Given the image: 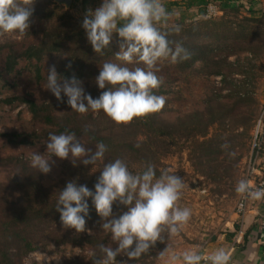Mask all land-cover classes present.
I'll return each mask as SVG.
<instances>
[{
  "label": "rangeland",
  "instance_id": "1",
  "mask_svg": "<svg viewBox=\"0 0 264 264\" xmlns=\"http://www.w3.org/2000/svg\"><path fill=\"white\" fill-rule=\"evenodd\" d=\"M173 1L178 3L169 6L171 16L167 23L158 24L157 27L168 28L189 23L185 20L193 15L181 0H162V3ZM102 2L103 0H73L68 6L57 0H36V12L29 31L23 36L0 35V44L22 47L37 42L40 36H32L33 31H42L53 11V16L59 11H68L82 21L88 8L94 11ZM246 16H250L246 9H232L209 20L213 25L214 22L222 21L230 23L229 27L232 28L247 27L251 30L248 37H242L243 42H232L239 46H234L237 53L228 57L229 63L224 65L223 75L205 73L200 63L190 70H180L170 60L159 62L156 74L162 79V84L153 91H160L161 88L165 91L162 96L165 97L166 108L159 115L155 126L159 123L166 125V130L172 131L173 135L164 139L153 137L155 154L150 155V162L160 172L167 170L170 174L183 178L184 187L177 206L190 209L191 216L176 234H169L167 231L162 233L163 242L158 240L148 253L132 260L126 255H118V262L169 264L168 257L172 253L181 255L185 251H195L203 254L204 247L214 238L228 233L230 228L238 225L235 206L240 193L236 192V187L240 180H244L255 131L260 120L264 121V17L252 15L256 17V21L249 25L244 21ZM61 62L62 59L57 54L45 57L41 63L43 80L38 82L36 64L24 61L21 65L23 75L17 85L0 83V133L37 131L42 134V124L33 118L25 102H6L7 98L18 96H28L40 103L52 104V110L62 121L75 113L81 124L112 133L121 130L120 126L123 124H116L104 112L90 110L85 114L77 113L66 103L67 97H64L65 102H58L44 88L49 67L55 64L60 75L63 66ZM135 66L137 65H129L130 68ZM95 77L94 74H89L87 81L83 82L85 91L92 97L95 94L99 96L106 90L98 88ZM47 137L46 133L43 140L31 146L14 145L0 137V222L10 212L6 202L20 204L19 194L12 192L13 189H21V183H16V180H24L23 176H26L27 184L39 189V180L44 179L48 185H52L53 180L58 179L64 170V160L55 156L49 161L52 167L47 175L38 170L15 167L19 163L29 165L31 154L36 151L44 153L46 159L50 158V154L46 152ZM208 139H213L214 142L203 145ZM86 140L82 138L80 141L92 148ZM104 163L105 160L98 161L96 168L100 169L99 172ZM129 171L137 174L138 170ZM101 223V220H95L86 225L85 232L92 236L87 245L50 243L24 256L22 263L93 264L94 257L102 256L99 245L117 247L111 240V234L100 227ZM167 247L169 253L159 256ZM176 264H182V261H177Z\"/></svg>",
  "mask_w": 264,
  "mask_h": 264
},
{
  "label": "clouds",
  "instance_id": "2",
  "mask_svg": "<svg viewBox=\"0 0 264 264\" xmlns=\"http://www.w3.org/2000/svg\"><path fill=\"white\" fill-rule=\"evenodd\" d=\"M36 0H0V35H25L32 23ZM171 13L162 0H103L94 11L88 8L81 27L95 54L104 55L118 34L119 52L116 60L122 63L104 62L100 67L95 84L101 92L93 98L85 91L83 81L73 75L70 79L57 73L56 65L48 69L44 88L50 91L58 102H65L72 111L85 114L101 110L116 124H127L134 118L146 117L159 112L165 105V97L156 95L154 89L162 84L157 76L158 64L170 60L175 64L190 58V53L181 42L170 41L167 32H162L158 24L167 23ZM173 31L179 32V26ZM174 44V46H173ZM137 65L134 68L128 65ZM143 65V66H139ZM71 68V63L66 65ZM63 94V95H62ZM86 102V103H85ZM46 152H33L30 166L45 175L51 172L49 161L52 156L60 160L82 158L85 166L95 165L103 160L107 146L100 142L95 150L86 147L74 132L49 133ZM54 163V161H53ZM71 179L59 191L56 210L64 229H74L76 233L87 231L86 217L89 215L88 199L101 218L100 227L111 234L116 248L99 245L102 256L93 258V264H127L118 262V255H126L129 260L148 253L162 233L176 234L180 226L188 222L191 211L177 206L184 187V180L177 174L163 170L157 175L154 165L149 163L139 174L129 171L122 159L104 163L94 191L87 185ZM236 192L252 199L264 197V188L251 190L247 180H240ZM127 206L122 214L113 212V204ZM62 206V207H61ZM169 253L168 247L159 253L163 257ZM169 264H201L203 256L199 252L185 251L181 255L172 253ZM230 257L224 249H218L208 257L211 264H228Z\"/></svg>",
  "mask_w": 264,
  "mask_h": 264
},
{
  "label": "trees",
  "instance_id": "3",
  "mask_svg": "<svg viewBox=\"0 0 264 264\" xmlns=\"http://www.w3.org/2000/svg\"><path fill=\"white\" fill-rule=\"evenodd\" d=\"M181 1L197 15L186 19L185 21L189 22L186 25L177 24L176 26H179L180 29L179 32L173 31L176 26L160 28L162 32L168 33L167 38L170 41L181 42L191 54L189 59L175 63V67L180 70H190L197 63H200L205 73L223 75L222 69L225 64L229 63L228 57L237 53L236 49H233L234 46H239L232 44V42H243L242 37H248L247 34L251 30H248L247 27L232 28L229 27L230 23L222 21L214 22L213 25L209 22L210 19L204 17L206 6L211 0ZM177 3L178 1L165 2L164 5L168 10L170 5ZM244 5V0H230L224 5L220 2L221 11L219 15L232 9L244 10ZM35 12L31 21H33ZM53 15L54 11L52 15H49L42 31H33L32 36H40L37 42L22 47L13 44H0V57H2L0 83L17 85L18 80L23 75L21 65L24 61L36 64V79L41 82L43 80L41 63L45 57L55 54L62 59L63 66L60 75L68 79L75 75L83 82L87 81L89 74L98 76L100 67L106 61L122 63L115 57V54L119 52L120 38L118 34H114L112 43L101 56L95 54L88 43L85 31L81 27L82 21L68 11H59L56 16ZM257 15L264 17V9L255 16ZM244 21L250 25L256 21V17L246 16ZM69 63H71V68L66 67ZM164 92L162 88L160 91H154L156 95H162ZM98 97L95 94L93 98ZM14 101L25 102L28 105L33 118L42 124V134L37 131L0 133V137L9 143L31 146L43 140L42 137L46 133L74 132L79 140L86 138L87 144L94 150L98 143L103 142L107 146L103 158L105 163L117 158L122 159L128 165L129 170H138L137 174L141 173L151 163L150 155L155 154L153 137L164 139L173 135L172 131L166 130V125L159 123L155 126L166 105L157 113L142 118H134L131 122L120 126L119 132L112 133L95 129L88 124H81L78 115L75 113L68 115L66 121H62L61 117L52 110L53 106L50 103H40L28 96L6 99L7 103ZM203 136L206 137V134ZM213 142V139H208L203 142V145ZM81 160L82 158L75 159L74 166L70 159H64V170H62L59 178L53 180L52 185H48L44 179L39 180L41 183L39 189L29 186L26 176H23L24 180H16V183H21V189H13L12 192L19 194L20 204L6 202L10 212L5 220L0 222V264H23L24 256L50 243L78 246H85L89 243L92 236L86 232L76 233L74 229H64L60 221V213L56 210L59 191L65 187L67 181L79 177L78 184L87 185L89 189L95 190L94 185L100 175V169L96 168L98 161L95 165L85 166ZM29 165L19 163L15 167L25 170H38ZM156 172L157 175L160 174L158 168ZM88 203L89 215L85 218L86 225L92 221L101 220L91 203V198L88 199ZM125 211H127V206L121 205L119 202L113 204L114 213L122 214ZM239 229L240 223L236 225V231ZM201 264L211 263L201 262Z\"/></svg>",
  "mask_w": 264,
  "mask_h": 264
},
{
  "label": "crops",
  "instance_id": "4",
  "mask_svg": "<svg viewBox=\"0 0 264 264\" xmlns=\"http://www.w3.org/2000/svg\"><path fill=\"white\" fill-rule=\"evenodd\" d=\"M216 1L224 5L230 0ZM244 3V10L246 9V13L250 16L264 9V0H244ZM185 8L193 16L197 15L186 6ZM261 170L264 171V163ZM263 213L264 197L254 199L248 213L240 222V229L236 231V228L232 227L228 233L218 235L204 247L202 255H211L218 249H224L230 257L228 264H264V235L259 228Z\"/></svg>",
  "mask_w": 264,
  "mask_h": 264
},
{
  "label": "built area",
  "instance_id": "5",
  "mask_svg": "<svg viewBox=\"0 0 264 264\" xmlns=\"http://www.w3.org/2000/svg\"><path fill=\"white\" fill-rule=\"evenodd\" d=\"M221 6L220 2L216 0H211L206 6L204 17L206 19H211L217 17L220 14ZM264 116V115H263ZM264 163V121L260 120L258 128L255 131L252 153L249 157L247 168L245 170L244 180L249 182V188L251 190H256L260 188H264V172L261 170V166ZM252 199L250 196L246 194H239L236 206H235V214L237 216L238 222L240 223L245 215L248 213L250 209V205L252 204ZM259 228L264 235V213L261 216V220L259 223ZM203 260L202 263H211L208 260L210 255H202Z\"/></svg>",
  "mask_w": 264,
  "mask_h": 264
},
{
  "label": "water",
  "instance_id": "6",
  "mask_svg": "<svg viewBox=\"0 0 264 264\" xmlns=\"http://www.w3.org/2000/svg\"><path fill=\"white\" fill-rule=\"evenodd\" d=\"M57 1H59V2H63V3H65V4H67L68 6H70V5L72 4V1H73V0H57Z\"/></svg>",
  "mask_w": 264,
  "mask_h": 264
}]
</instances>
